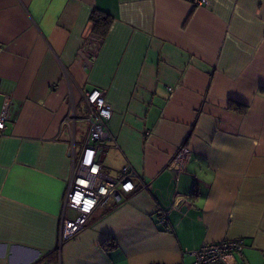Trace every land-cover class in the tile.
<instances>
[{
	"label": "crops",
	"instance_id": "crops-1",
	"mask_svg": "<svg viewBox=\"0 0 264 264\" xmlns=\"http://www.w3.org/2000/svg\"><path fill=\"white\" fill-rule=\"evenodd\" d=\"M207 1L0 0V264L53 250L54 264L188 263L186 250L239 237L227 263L264 264V0ZM94 9L113 19L89 50ZM93 88L116 139L102 171L130 163L138 177L60 242L72 128L76 149Z\"/></svg>",
	"mask_w": 264,
	"mask_h": 264
},
{
	"label": "built area",
	"instance_id": "built-area-1",
	"mask_svg": "<svg viewBox=\"0 0 264 264\" xmlns=\"http://www.w3.org/2000/svg\"><path fill=\"white\" fill-rule=\"evenodd\" d=\"M192 5L206 4L207 0H187ZM97 36L92 35L86 42V49L93 50L100 44ZM93 54L90 55L91 59ZM86 111L84 120L88 123L86 134L82 136L79 150L75 149L74 128H72V144L69 156L72 161V174L69 180L59 227L60 242L75 236L88 222L91 214L99 204L108 198L120 200L122 193L135 189V179L138 174L130 163H125L119 173L112 177L102 171L97 155L107 141L116 145V139L110 130L109 120L112 110L105 94L98 88L85 92ZM7 102L0 112V129L4 128ZM73 119H67L70 122ZM189 151L180 146L173 156V163L181 170L188 159ZM164 221L162 218L161 222ZM242 238H232L216 242L203 243L193 250H186L185 255L191 257L188 263L176 262L169 264H228L226 254L242 255L244 248Z\"/></svg>",
	"mask_w": 264,
	"mask_h": 264
},
{
	"label": "trees",
	"instance_id": "trees-1",
	"mask_svg": "<svg viewBox=\"0 0 264 264\" xmlns=\"http://www.w3.org/2000/svg\"><path fill=\"white\" fill-rule=\"evenodd\" d=\"M112 16L101 11L98 9H94L89 17V20L91 22V30L92 34L97 36L99 39L104 38L107 35V32L109 31L111 22H112ZM261 92H264V89L261 90ZM229 108L233 110H237L238 112L244 114L247 112L248 107L246 105L236 104V103H229ZM103 246L106 247V243H103ZM56 260V251L53 250L49 252L45 257L44 260L41 262H36L34 264H54Z\"/></svg>",
	"mask_w": 264,
	"mask_h": 264
},
{
	"label": "rangeland",
	"instance_id": "rangeland-1",
	"mask_svg": "<svg viewBox=\"0 0 264 264\" xmlns=\"http://www.w3.org/2000/svg\"><path fill=\"white\" fill-rule=\"evenodd\" d=\"M85 122H86V121H85ZM84 127H85V124H84V123H83V126H82V125L79 124V121H76V129H77V133H76V135H78L79 132H80V130H81L82 128H84ZM76 139H77V138H76ZM77 140H78V139H77ZM76 149H77V150L79 149L78 141H77Z\"/></svg>",
	"mask_w": 264,
	"mask_h": 264
}]
</instances>
